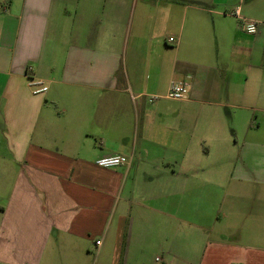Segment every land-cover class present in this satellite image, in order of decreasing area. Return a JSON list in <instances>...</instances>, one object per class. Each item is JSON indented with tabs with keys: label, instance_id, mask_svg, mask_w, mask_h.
<instances>
[{
	"label": "crops",
	"instance_id": "0c3cea01",
	"mask_svg": "<svg viewBox=\"0 0 264 264\" xmlns=\"http://www.w3.org/2000/svg\"><path fill=\"white\" fill-rule=\"evenodd\" d=\"M256 49L264 0H0V264H264Z\"/></svg>",
	"mask_w": 264,
	"mask_h": 264
},
{
	"label": "built area",
	"instance_id": "2783aa9c",
	"mask_svg": "<svg viewBox=\"0 0 264 264\" xmlns=\"http://www.w3.org/2000/svg\"><path fill=\"white\" fill-rule=\"evenodd\" d=\"M232 15L239 20L240 29L247 35H254L258 29V23L255 21H251L240 16V9L237 8L233 11ZM170 42H173V39H170ZM189 88V83L185 80L173 82L170 86V89L167 93L166 98L174 101L184 100L187 96ZM47 91L46 87H41L36 90L35 93H44ZM158 97H154L150 99V101L157 100ZM129 164V159L123 155H112L102 157L97 160L96 165L103 169H112L121 167ZM101 244L100 241L96 242V245L99 246ZM161 259L157 258L156 263H160Z\"/></svg>",
	"mask_w": 264,
	"mask_h": 264
},
{
	"label": "rangeland",
	"instance_id": "374dc122",
	"mask_svg": "<svg viewBox=\"0 0 264 264\" xmlns=\"http://www.w3.org/2000/svg\"><path fill=\"white\" fill-rule=\"evenodd\" d=\"M261 61H264V49L260 50V49H256L254 54H253V57L251 59V57H248L247 59V63H248V68H249V65H254V66H257L258 64L261 63ZM254 73H247V86L248 87H259V86H264V82L263 81H259V79H256L254 78L253 76ZM249 115H251L252 119H253V123H256L258 122L260 119H262L263 115L262 113H258L256 115L255 112H249ZM253 129H252V132L251 130L249 129L248 127V130L246 131L247 135L250 137L252 135H262L264 136V126L261 128V130L258 132L257 130V125H252ZM96 256V252L95 251H91V253L87 256L88 257V262L87 264H93V260H94V257ZM151 257L154 258L156 257V254H153L151 253V255H148L147 258L148 260L150 261L151 260Z\"/></svg>",
	"mask_w": 264,
	"mask_h": 264
}]
</instances>
